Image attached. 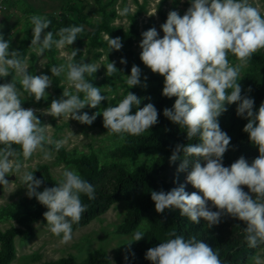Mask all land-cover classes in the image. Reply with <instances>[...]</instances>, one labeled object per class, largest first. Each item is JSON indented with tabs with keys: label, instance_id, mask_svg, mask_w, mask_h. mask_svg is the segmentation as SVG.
Segmentation results:
<instances>
[{
	"label": "clouds",
	"instance_id": "clouds-1",
	"mask_svg": "<svg viewBox=\"0 0 264 264\" xmlns=\"http://www.w3.org/2000/svg\"><path fill=\"white\" fill-rule=\"evenodd\" d=\"M127 11L125 8L124 13ZM30 20L33 25L30 48L38 56H43L53 45L57 49L72 45L84 31L83 26L63 27L55 34L59 39H54L53 32H45L51 25L49 19L33 15ZM160 27L162 38L155 27L142 33L140 60L153 73L163 76L162 95L176 97L173 106L163 110V115L185 129L188 140L199 137L201 142L177 145L170 157V162L180 159L181 153L197 158L186 177L187 183L197 191L189 194L184 185L167 192L152 191L155 211L163 214L165 210L178 209L192 223L199 224L203 219L209 227L219 224L223 216H230L246 224L245 239L250 247L264 244V102L254 110V99L242 96L238 83L242 78L241 68L257 51L264 49V15L249 0H190V7L183 15L170 11ZM105 39L111 49L122 48L119 37L105 36ZM78 51L72 50L66 65L50 69L54 76L67 69V83L77 90L76 94L65 89L62 97L53 99L43 111L53 117L91 125L101 113L90 116L80 110L86 106L96 108L107 98L100 87L85 78L86 74L96 73L100 66L74 63ZM229 53L237 57L235 66L228 59ZM18 57L19 51H10V42L0 33V78L11 75L10 69L16 73L10 82L0 84V184L3 185L9 183L6 176L22 168L11 159L16 155L14 145L20 146L25 159L38 150L44 151V158L48 159L50 154L45 151V143H54L57 150L65 143L48 136L51 126L41 124L35 109L22 107L17 78L23 91L37 102L47 96L46 89L52 80L48 75L30 73L27 62ZM120 62L123 64L126 60L122 58ZM106 71L108 74L118 71L115 62H110ZM140 77L141 69L133 65L126 83L130 88L140 85ZM79 93H84L83 99ZM233 103L238 105L237 115L247 119L243 131L258 147L259 155L251 163L241 156L226 167L223 157L231 137L221 129L218 118L227 111L226 105ZM140 104L141 98L128 92L117 105L104 108V127L121 139L124 134L139 136L150 130L158 123V111L152 103L142 108ZM133 108H136L135 114H131ZM189 165L188 159H182L178 171H184ZM22 179L27 195L47 208L43 216L51 233L58 237L63 234L62 242L71 240L72 225L79 223L88 207L82 203L81 196L95 199L94 186L74 169H65L55 186L45 187L43 191L37 190L43 180L35 178L33 172H24ZM168 235L171 238L147 250L145 258L152 264H223L219 253L195 236L185 239L175 232ZM144 236L143 232L136 231L132 242ZM254 261L264 264L260 257H254Z\"/></svg>",
	"mask_w": 264,
	"mask_h": 264
},
{
	"label": "trees",
	"instance_id": "trees-1",
	"mask_svg": "<svg viewBox=\"0 0 264 264\" xmlns=\"http://www.w3.org/2000/svg\"><path fill=\"white\" fill-rule=\"evenodd\" d=\"M51 25L47 31L53 32L54 36L59 29L72 26V22L63 15L59 20L49 16ZM110 17H104V24L92 28L91 31L84 30L72 45H66L71 54L73 49L86 47L87 55L91 59L97 60L100 53L95 51L102 45L100 33L104 32L111 38L119 37L129 41L130 34L125 33L120 28L108 27L107 20ZM77 26V25H73ZM134 30V29H133ZM135 37L138 35L137 30L133 31ZM86 39V42L83 41ZM32 40V29L28 37L23 40L16 48L19 51V59H23L30 49ZM130 42V41H129ZM142 51V50H141ZM52 56L50 51H47ZM33 60L34 55L30 53ZM82 53L78 51L73 62L81 63ZM140 59V56H139ZM230 61H238L237 57L229 53ZM132 67H126L111 73V76L122 81L125 88L121 100L132 92L141 98L139 107H143L147 103H152L158 111V123L139 136L124 134L119 146L103 154L104 158L121 159L132 158L140 154L152 151L155 158L149 166H135L127 169L118 163L104 162L100 154L90 152L88 154H77L75 152H66L63 149L57 150L53 144L45 143L44 147L56 152L57 159L66 165L73 167L81 177L90 182L95 189V199L90 200L87 195H82V203L86 204L87 211L83 214L79 223L72 225V230L88 225L92 220L105 213L108 208L117 203L125 202V215L121 224L116 228L118 235H128L133 232L142 222L147 224L144 230L145 236L135 245L125 248L115 253L113 260L110 261L106 253L97 250L89 254L83 261L76 262L72 256L61 258L56 261L45 262L44 264H152L145 258V254L149 248L157 246L159 243L171 238L169 233L175 232L183 235L185 239L195 236L211 246L219 253L223 264H248L256 254L264 249V244H258L255 248L250 247L245 239L246 233L243 221L223 216L221 222L217 225L209 227L208 223L203 219L199 224L192 223L187 217L181 216L178 209L165 210L163 214L155 211V204L151 199L152 191H169L172 188L184 185L185 191L189 194L197 191L191 184L187 183L186 177L191 170V164L197 159L196 157H185L180 154V159L170 162V157L177 145H186L187 143L199 144V137L188 140L186 130L180 128L177 124L171 122L163 115L165 108H171L176 97L167 98L162 95L164 86V78L155 73H149L147 81L150 82L146 87L137 85L129 87L126 83L127 76L131 74ZM126 76V79L122 78ZM93 85L91 78H86ZM56 84V82H54ZM242 96H248L254 99V110H258L260 104L264 102V49L257 51L247 63L246 71L241 80ZM250 89V91H249ZM229 92L231 89L228 90ZM112 101L106 103L102 101L99 105V112L93 110H80L81 113L87 112L90 116L95 113L97 115L95 121L91 125L80 124L87 127L98 128L101 131H107L103 125L102 112L104 108L112 106ZM237 104L226 105L227 111L222 113L218 118L221 129L231 137L230 146L223 157V164L226 167L243 156L251 163L258 155V147L250 140L247 133L243 131L244 126L248 122L247 119L240 117L236 113ZM136 108L132 109L135 114ZM39 119V116L36 115ZM119 136V135H117ZM120 137V136H119ZM14 149H21L19 145H14ZM182 159H188L189 167L184 171H178ZM35 178L43 180V184L38 191H43L45 187H54L57 183L51 177L49 169L46 165H39L33 171ZM26 190V184L23 179L19 182ZM248 191L246 186H242ZM211 207V204H209ZM216 211L215 208H212ZM47 208L41 205L35 197H28L22 201L17 208L7 206L0 210V218L16 216V227L11 226L5 231H0V264H11L15 259L14 238L21 237L29 240L33 237V224L41 222L48 226L44 219L43 213ZM19 212L18 215H15Z\"/></svg>",
	"mask_w": 264,
	"mask_h": 264
},
{
	"label": "rangeland",
	"instance_id": "rangeland-1",
	"mask_svg": "<svg viewBox=\"0 0 264 264\" xmlns=\"http://www.w3.org/2000/svg\"><path fill=\"white\" fill-rule=\"evenodd\" d=\"M249 3L258 8L264 15V0H249ZM189 7L190 0H12L6 9L1 11L5 17L2 19L3 23H0V33L3 34L5 40L10 42V51H12L16 50L17 46L28 37L33 28L30 20L33 15L46 18L51 16L57 20L63 15L72 22V26H83L86 31H91L95 26L103 25L104 17L109 16L108 27L120 28L125 33L130 34V42L128 39H120L122 48L120 50L111 49L105 39L107 35L101 32L102 45L95 50L100 53L97 60H93L87 55L86 47H81L79 51L82 53L80 62L100 66L96 73L86 74L85 78H91L94 86L100 87L102 95L107 98L104 101L106 103L112 101V106H115L125 94V88L122 81L107 73V65L110 62H115L117 70L136 65L141 69L140 85H148L150 82L145 80V77L147 78L148 74L153 72L139 59L142 50L139 44L142 36L135 37L131 33L136 29L138 35H142L144 31L155 27L159 37L162 38L163 31L160 26L166 22L168 13L175 10L183 15ZM125 8L128 9L126 13H124ZM54 39H59V37L54 36ZM83 41L86 42V39ZM47 51L51 52V57L47 56L49 55ZM30 53L34 55L33 60ZM68 55L70 53L67 46L63 49H57L53 45L50 50L45 51L43 56H38L31 48L28 50V54L22 59L29 65L28 71L34 75H48L51 77L52 84L46 89L47 96L37 102L34 97L23 91L18 82L19 78H17V88L22 92V107L36 110L35 114L39 116L41 124L51 126L47 130L48 136L53 141L63 140L65 143L61 149L66 152H75L78 155L94 152L101 155L102 163H118L127 169L135 166H149L155 158L154 152L149 151L132 158L108 159L107 156L104 158L103 154L120 145L119 136L110 134L108 131H101L98 128L83 126L73 119L53 117L43 111L50 106L53 99H60L65 89L76 94L77 90L67 83V69L59 76L52 75L50 71L52 66L66 65ZM122 58L126 60V63L120 62ZM230 63L235 66L238 61H230ZM246 68L247 65L241 68V77H243ZM10 73L11 75L8 77L0 78V84L10 82L12 77L16 76L14 70L10 69ZM122 78L126 79V76L122 75ZM241 80L242 78L238 81L240 86ZM79 95L83 99L84 93H79ZM84 109L100 111L99 106L96 108L86 106ZM53 145L55 146L54 143ZM45 151L50 154V158L45 159V152L38 150L32 157L25 159L21 149L15 150L16 155L11 159L20 163L22 168L20 172L5 177L9 181L8 184H0V210L7 206L17 208L22 201L29 197L27 190L19 183L24 172H31L39 165H46L53 180L58 182L65 169L73 170L72 166L57 159L56 152L48 148H45ZM125 207V202H117L111 205L105 213L92 220L88 225L72 230V238L68 242H62L63 234L58 237L51 233L48 226L36 222L33 224V237L31 239L14 238L16 254L11 264H44L68 256H72L76 262H81L97 250L104 251L108 259L112 261L115 253L138 242H132V237L136 231L144 232L147 228V224L142 222L130 234L118 235L116 228L124 218ZM18 214L19 212L15 215ZM15 218L16 216L0 218V231H5L11 226L16 227ZM255 257H260L264 261V249L260 250ZM248 264H255L254 258Z\"/></svg>",
	"mask_w": 264,
	"mask_h": 264
},
{
	"label": "built area",
	"instance_id": "built-area-1",
	"mask_svg": "<svg viewBox=\"0 0 264 264\" xmlns=\"http://www.w3.org/2000/svg\"><path fill=\"white\" fill-rule=\"evenodd\" d=\"M10 1L12 0H0V12L6 9Z\"/></svg>",
	"mask_w": 264,
	"mask_h": 264
},
{
	"label": "crops",
	"instance_id": "crops-1",
	"mask_svg": "<svg viewBox=\"0 0 264 264\" xmlns=\"http://www.w3.org/2000/svg\"><path fill=\"white\" fill-rule=\"evenodd\" d=\"M4 17H5V14L2 15L1 12H0V23H3L2 19H3ZM6 17H7V15H6Z\"/></svg>",
	"mask_w": 264,
	"mask_h": 264
},
{
	"label": "water",
	"instance_id": "water-1",
	"mask_svg": "<svg viewBox=\"0 0 264 264\" xmlns=\"http://www.w3.org/2000/svg\"><path fill=\"white\" fill-rule=\"evenodd\" d=\"M13 178V177H12Z\"/></svg>",
	"mask_w": 264,
	"mask_h": 264
}]
</instances>
